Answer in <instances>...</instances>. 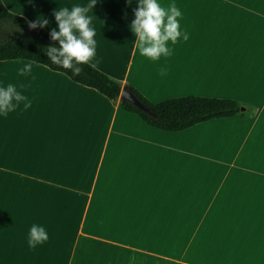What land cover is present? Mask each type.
I'll use <instances>...</instances> for the list:
<instances>
[{
    "label": "crops",
    "instance_id": "0c3cea01",
    "mask_svg": "<svg viewBox=\"0 0 264 264\" xmlns=\"http://www.w3.org/2000/svg\"><path fill=\"white\" fill-rule=\"evenodd\" d=\"M1 1L28 21L43 14L51 27L54 8L89 2ZM160 2L181 9L187 50L158 61L141 56L127 26L135 0H97L88 13L97 41L90 64L152 103L182 80L190 95L242 100V80L264 69L245 59L249 50L207 48L264 36L257 19L240 23L244 13L264 17V0ZM222 19L231 26L224 37ZM203 31L205 48L193 47ZM28 61L0 60V83L15 84L32 101L0 117V264H264V153L249 150L238 160L264 127L263 103L251 123L241 113L164 131L119 107V97L112 101L42 64L32 61L31 74L20 75ZM263 141L258 133L251 142ZM33 223L49 239L29 248Z\"/></svg>",
    "mask_w": 264,
    "mask_h": 264
},
{
    "label": "clouds",
    "instance_id": "9594fccd",
    "mask_svg": "<svg viewBox=\"0 0 264 264\" xmlns=\"http://www.w3.org/2000/svg\"><path fill=\"white\" fill-rule=\"evenodd\" d=\"M96 3L97 0H89L86 6L73 4L71 7L54 8L55 27L50 26L49 19L43 14H38L36 20L28 22L30 29L49 28L50 40L55 43L38 46L40 53L47 57L51 65L69 72L73 77L78 76L96 56V29L92 24V16L88 14ZM125 3L131 6L133 0H125ZM135 4L136 7L132 8L134 18L127 26L135 37V47L141 56L151 61L170 57L173 49L169 43L175 45L179 40H188L187 31L181 27L183 13L175 3L164 7L160 0H135ZM32 67L33 62L29 60L18 69V73L29 75ZM165 73L166 69L161 68V75ZM21 105L27 110L32 101L15 84L0 83V117H6ZM48 239V232L43 225L33 223L30 226L27 234L29 248H35Z\"/></svg>",
    "mask_w": 264,
    "mask_h": 264
},
{
    "label": "trees",
    "instance_id": "16d2710c",
    "mask_svg": "<svg viewBox=\"0 0 264 264\" xmlns=\"http://www.w3.org/2000/svg\"><path fill=\"white\" fill-rule=\"evenodd\" d=\"M28 22L24 17L7 10L0 0V60H31L65 74L76 83L95 89L112 101L118 99L122 84L93 65H85L75 77L51 65L38 46L55 42L50 40L48 31L40 27L30 29ZM127 86L141 102L151 108L155 116L141 111L126 100L119 99V107L137 114L145 123L160 130L179 131L210 119L241 115L239 105L233 99L187 95L152 103L134 87Z\"/></svg>",
    "mask_w": 264,
    "mask_h": 264
},
{
    "label": "rangeland",
    "instance_id": "374dc122",
    "mask_svg": "<svg viewBox=\"0 0 264 264\" xmlns=\"http://www.w3.org/2000/svg\"><path fill=\"white\" fill-rule=\"evenodd\" d=\"M249 14L244 13L242 20H241V24H247L251 21H254V19H257L259 23H263L264 24V17H254L253 19H251L250 17H248ZM133 17V15L131 16V18ZM234 17V16H233ZM220 33L219 35H221L222 37H224L226 35V30L228 31V29H230V24H228V21L222 19L220 20ZM255 27V26H253ZM228 34V33H227ZM200 36H202V38H198L195 39V41H193V47H199L204 45L203 48H205L208 40L209 39V33L208 32H202L199 34ZM133 37V34H132ZM258 36L256 34H249L248 38L247 36H245V38H235L233 40H223V45L222 47L219 48V46H217V48L215 49L213 46H211L210 48H207L208 50H249L250 52L248 53V55L244 56L245 59L247 61L250 62V64L253 65H257L260 69H264V36ZM247 38V39H246ZM189 40H179L176 43V47H172L173 50H187L190 46H189ZM222 40H220L221 42ZM262 44H260V42H262ZM236 43V46L232 47V44ZM231 44V45H229ZM118 47H120L121 50H124L125 46H124V41L123 43H121ZM260 50H263V52L261 53ZM184 52H182V57L184 58ZM178 57L181 59V53L178 54ZM248 80V81H247ZM261 80H264V74L261 75V70L258 69V71H250L249 77L248 78H244L242 80V84L244 85L243 89H242V100H236L238 105H239V110L242 113V117L249 119V123L253 122L255 115L257 113V107H259V105H261L263 103V108H264V101H262V95L264 93V84L262 86H256V84H260ZM186 80H182V83H179V85L175 86V87H171V91H168V93L166 94V96L164 97H177V96H183V95H190L189 91V84L185 83ZM247 81V82H245ZM194 87V86H192ZM174 89V90H173ZM264 120V115L263 118L260 120L263 121ZM264 134V127H262L261 125H259V129H255V133L254 135H251L249 138V142L245 145L244 150L242 151V153L239 156V161H245L246 159H248V153L249 150H252L254 152H257L259 154L264 153V147L262 149H259L261 147L262 144H264L263 142H259L257 143L255 146L252 144V138L258 134ZM242 144H238V146L235 148V150L238 152L241 148ZM245 152H247V157H244ZM261 155H256L255 157H253L252 159L255 160H260ZM236 169L232 170L231 174L235 172ZM238 173H240L239 170H237Z\"/></svg>",
    "mask_w": 264,
    "mask_h": 264
},
{
    "label": "water",
    "instance_id": "95a60500",
    "mask_svg": "<svg viewBox=\"0 0 264 264\" xmlns=\"http://www.w3.org/2000/svg\"><path fill=\"white\" fill-rule=\"evenodd\" d=\"M119 98L122 100H126L129 103H131L133 106H135L136 108L140 109L141 111L151 115V116H155L153 111L151 110V108L149 106H147L146 104H144L143 102H141L136 96L135 94H133L130 90L129 87L127 85L122 86L120 93H119Z\"/></svg>",
    "mask_w": 264,
    "mask_h": 264
}]
</instances>
